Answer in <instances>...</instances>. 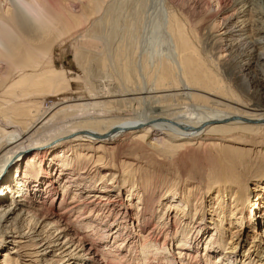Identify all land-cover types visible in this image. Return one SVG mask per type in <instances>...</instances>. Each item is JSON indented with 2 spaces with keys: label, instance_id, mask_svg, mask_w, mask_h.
<instances>
[{
  "label": "rangeland",
  "instance_id": "1",
  "mask_svg": "<svg viewBox=\"0 0 264 264\" xmlns=\"http://www.w3.org/2000/svg\"><path fill=\"white\" fill-rule=\"evenodd\" d=\"M92 1H101L98 2L101 10L92 17L89 16L86 23L78 22L72 25L74 28L64 38L65 40L63 42L57 41L51 49L52 64L55 68L64 70L67 86L62 90L63 93L58 96L51 93L43 96L42 106L45 109L52 106V104H61L66 100H70V102L81 100L84 103L98 101L100 104L89 107L85 113L86 115L79 112V116L134 117L144 123L161 118L160 120L190 125L191 121L189 119L191 117L196 119L195 121L203 120L210 116V112L211 115L215 112H226L231 108L229 106L239 108L246 106L255 111H260L264 107V70L259 69L255 62L257 48L254 52L248 54L246 48L248 45H245L249 44L248 38H244L243 35L238 37V34L237 36L235 34L230 38L219 37L218 26L214 22L216 9H214L213 0ZM255 4V6L251 5V7L253 6V18H256L254 15L258 11L262 12L264 18V0L256 1ZM240 5V2L234 3L232 0H225L222 4V7L224 6L222 11L239 8ZM80 7V2L76 1L74 7L76 13L80 11ZM85 12L90 14L91 8L86 7ZM225 15H227V12L216 20ZM259 16L261 15L259 14ZM25 18L22 19L25 20ZM172 20L176 21L175 24L181 27L184 37L187 38L190 46L197 51V55L201 60L202 71L206 70L222 80V90L225 94L212 93L210 95L211 92L208 94L204 88L190 85L182 80L181 68L178 62L181 57L179 54L181 49L180 51L177 49L178 32H171L168 29L167 21ZM250 27L252 26L245 29L248 30ZM244 31L241 30V33ZM245 32L253 33L249 30ZM253 36L257 37V35ZM175 43L177 44L175 45ZM226 44L230 46V50L227 55H222L221 51L226 48ZM78 46H82V61H84L85 71L75 60L74 50ZM261 63H264V60ZM3 66L4 63H0V72L3 71ZM163 66L172 73L177 82H174L173 79V82L165 87L155 86L153 81L156 76L155 73ZM150 73L152 74L149 78L148 74ZM73 76L79 78H72ZM17 93L20 94V91L17 90ZM195 93L206 95L212 101L195 100L192 98ZM45 109L44 111L42 109L45 112L43 116L49 112ZM70 119L64 118L53 123H66ZM32 127H27L26 132L32 133ZM11 129L9 128V130ZM37 135L38 137L45 136L47 138L49 133L42 130ZM61 143L67 145L65 141ZM83 143H86L84 147L82 145L83 149L80 147L62 149L58 151V154H56L57 152L48 151L47 154L50 155L45 156V158L39 154V151L34 155L29 153L23 163L11 165L6 173L16 170L20 178H27V181H24L22 185H29L32 190V192L28 191L27 198L35 204L39 199L41 201L44 199L42 208L47 210L52 203L56 204L59 201L60 196L54 198L55 194L61 195L62 192H65L57 181L62 182L61 184H70L75 181L80 185L77 184L79 186L76 187L73 185V189L84 192L85 187L87 189L92 188V185L101 181V179H98L99 171L102 170L104 173L107 170L115 171L117 175L115 185L119 189L115 186L110 187V190L105 194L115 201L110 205L103 204V202L99 205L96 202L93 203V206L91 205L98 209L100 217L106 220L105 223H111L113 226L118 224L122 228L120 232L123 237L127 235L124 234L125 229H127L126 233L130 234L129 236L134 237L138 229H133L131 222L126 224V217H124L126 212H131L134 214V224L141 226L146 222L150 224L148 225L150 229L144 227L141 230L142 233L150 231L153 238H160L158 241L160 243L164 238L163 232H166L168 226L171 236L168 243L166 242L161 247L169 248L171 254L177 258L175 264H223V260L217 258L220 249L216 247L222 240L225 244L231 232H237L238 227L234 223V218H230L229 206V209H227V206L220 205V207H224V216H222V213L218 216L220 208L217 209L214 216L210 215L209 209L215 208L217 204L214 200L215 191L224 182L214 180L217 178V174H220V171L225 170L226 166H230L236 172L240 186L246 184L242 188L238 185H236L237 188H234L240 196L241 212L246 220L250 210L253 209L250 206L255 199V192L253 191L257 189L254 187L255 183L264 178L263 127L257 131L236 128L229 132H207L198 139L190 140H177L172 138L170 134L159 131H150L143 137L128 132L114 142L104 144L102 147H100V143L92 146L87 144L86 141ZM81 154L85 156L82 157ZM18 155H20V152ZM51 156L52 158H50ZM61 167H65L66 170L59 174ZM57 174L62 179L58 178ZM32 175H37L38 178L29 179ZM45 180L54 183L55 193H53V188H50L49 184H45ZM130 184L137 186V189L133 191L135 193L137 191L142 193L141 190L145 191L142 203H136L138 201L134 198L136 195H133V197L129 195V193H132L129 191ZM43 187H45L47 193H45L46 190ZM42 190H45V192H42ZM224 191L223 193L220 191V196L226 203L232 193L226 194L228 192ZM173 193L191 200L184 212L179 211V209L169 210L168 205L173 204L174 199L177 198L170 199V195ZM261 193L263 192L261 191ZM11 194L13 196L15 193ZM71 196V193L67 195V197H70L69 199H71ZM130 197L134 199L129 200ZM15 198L9 197L10 200ZM146 198L150 201H147ZM225 203L224 205H226ZM259 203V206H254L253 211L257 220L254 222L252 220L245 228L249 240L255 237L252 243L254 246L249 247V253H251L250 256L248 255L249 260L245 258L246 264H255V252L260 253L257 251L260 249L261 244L258 240L261 235L258 232L261 229L260 215L264 212V207L261 206L263 205L262 202ZM62 209V207L55 208V211L59 212ZM135 214H138L137 219H135ZM202 214H204L205 220L199 222ZM68 218L73 228H76V222L79 218L75 219V213H72ZM90 219L93 220V218ZM228 220L233 221L230 227ZM195 222L196 224L204 223L206 225L205 230L203 229L199 234L198 231L196 232L199 236L203 235L204 238L201 240L202 242H191L192 244L188 246L192 259L187 258L184 252L183 259H179L180 250L177 247V238L185 234L191 236L192 225ZM213 222L223 225V235L221 237L213 235V241L216 244L213 246V253L207 256L203 253L204 242L210 239L211 234L215 233L216 227ZM95 223L93 221L92 225H95ZM125 226L127 227L125 228ZM80 227L82 231L89 233L91 238L96 236L95 229L92 230V227ZM175 232H177L176 235L173 234ZM102 234L106 235L107 231L104 229L99 234L97 232L96 237L100 238ZM135 237L136 252H138L141 239L138 236ZM6 240L7 242L0 243V247H2L0 248V254L7 250L6 245L9 243V239ZM113 241L108 242L107 237V240L98 249H120V246H122L121 241H116V239ZM247 242L249 244V241ZM10 246L13 245L9 243ZM87 246H89V243ZM126 247L118 252L124 254L127 251ZM163 255L165 256V254ZM169 257H171L170 253ZM15 258L17 257L15 256ZM27 258L22 256L18 261L24 263L27 260L28 262ZM1 259L2 256L0 255ZM157 259L161 260V258ZM138 260H140L139 257ZM239 260L238 258L235 264H240ZM96 261L94 260L93 263H96ZM79 262L76 261L75 264H79ZM130 264H135V262L133 261Z\"/></svg>",
  "mask_w": 264,
  "mask_h": 264
},
{
  "label": "bare ground",
  "instance_id": "2",
  "mask_svg": "<svg viewBox=\"0 0 264 264\" xmlns=\"http://www.w3.org/2000/svg\"><path fill=\"white\" fill-rule=\"evenodd\" d=\"M76 1H79L81 6L79 14L76 13V8H74ZM224 1L213 0L214 9H216L214 22L218 26L219 37L230 38L238 34V37L243 35L244 38H248L249 44H245L246 46L248 45L246 47L247 53L251 54L257 48L255 62L259 69L264 70V63H261L264 60V18L262 17V12L258 11L254 15L256 16L254 19L253 6L251 7L259 0H232L234 3L240 2V7L222 11L224 9V6L222 7ZM98 2H93L92 0H0V63H4L3 71L0 72L2 97L0 100V243L7 242L6 239L8 238L9 243L13 245L12 247H9V243L6 245L7 250L0 254L2 256L0 264H75L76 261H80L79 264H130L133 261L135 264H175V260H177L171 254L169 248L161 247L166 242L168 243V239L171 236L168 226L166 232H163L164 238L162 243H160L158 242L160 238H153L150 231L142 233L141 230L144 227H149L148 225L150 224L148 222L142 226L134 224V214L126 212L124 216L126 217V224L131 222L133 229H138L135 236L141 239L140 248L136 252L137 246L136 241H134L136 237L129 236L130 234L126 233L127 229L124 232L127 235L123 237L120 232L122 228L118 224L113 226L111 223H105L106 220L100 217L98 209L92 207L95 202L97 205L102 202L110 205L115 201L105 195L110 190V187L115 186L119 189L115 185L117 176L115 171L107 170L106 173L102 170L99 171L98 179H101V181L92 185V188L87 189L85 187L84 192L73 189V185L75 187L80 185L75 181L70 184H61L62 182L57 181L65 192H62L61 195L55 194L54 198H59L60 196V199H58L59 201L57 200L56 204L52 203L47 210L42 208L44 199L42 201L39 199L37 204L29 201V198H27L28 191L32 192V190L29 185L25 184L22 186L23 182L27 181V178H20L16 170L6 173L11 165L23 163L29 153L34 155L39 151V154L45 158V156L50 155L47 154L48 151L57 152L56 154H58V151L62 149L79 147L83 149L86 144L83 143L85 141L91 146L100 143V147H102L104 144L107 145L114 142L128 132L134 135L139 134V137H143L150 131H159L170 134L172 138L177 140H190L198 139L207 132H229L236 128L249 131H257L262 127L264 129V107L260 111H255L246 106L242 108L229 106L231 110L227 108L229 110L226 112H215L213 115L210 112V116L204 117L205 119L203 120L195 121L196 119L187 117L191 121L190 125L187 124L188 126L179 122L160 120L161 118L152 119L151 122L144 123L134 117L85 116V118L83 116V118L79 116V112L86 115L85 113L89 107L100 104L98 101L84 103L81 100L79 102L77 100L72 102L66 100L63 101L65 103L52 104V106L45 109L42 106L43 96L50 93L58 96L63 93L62 90L67 86L64 70L57 69L52 64L51 49L57 41L63 42L65 40L64 38L74 28L72 25L78 22L86 23L89 16L92 17L101 10ZM86 7L91 8L90 14L85 12ZM225 12H227V15L216 20ZM24 17H26L25 20L22 19ZM167 22L169 31L178 32V44L175 43V45L177 44L178 51L181 49L179 52L181 57L178 62L181 68L182 80L190 85L204 88L208 94L211 92L210 95L212 93L225 94L222 90V80L206 70L202 71L201 60L197 55V51L190 46L187 38L183 35L181 27L175 24L176 21ZM248 26H252L248 30L253 31V33L245 32L248 31L246 30ZM241 30L245 31L241 33ZM253 35H257V37ZM82 46L74 47V56L78 65L85 71L84 61H82ZM229 48L230 46L227 45L226 48L222 49L221 54L227 55ZM183 56L186 57L183 58ZM151 74H148L149 78ZM155 74L156 76L153 80L155 86L165 87L170 82H173L174 77L172 73L166 70L165 66L161 67ZM72 78L79 77L73 76ZM175 81L177 82L174 79ZM17 90L20 91V94L17 93ZM192 98L199 101H212L210 97L198 93L193 94ZM42 109L49 112L43 116L45 112ZM64 118L71 119L66 123H53L59 122ZM33 125L34 127H32ZM27 127H32V133L26 132ZM9 128L12 129L9 130ZM42 130L48 131L49 136L47 138L45 136L38 137L37 134L40 131L42 132ZM63 141L67 142V145L61 143ZM48 146L50 147L47 148ZM19 152L20 155H18ZM80 156L83 157L85 155L81 154ZM63 170H66V168L61 167L58 173L60 174ZM35 177L38 178L37 175H32L29 179H35ZM57 177L62 179L58 174ZM216 177L214 181L224 182L215 191L214 200L217 204L215 208L209 209L210 215L214 216L217 209L220 208L218 216L221 213L224 216V207L227 206V209L230 208V218H234V223L238 227L237 232H231L225 244H223V240L218 243L216 248L220 250L217 253V258L223 260V264H235L238 258L240 259V264H246L245 258L249 260L248 255L250 256L251 254L249 253V247L254 246L252 243L255 237L249 240L245 228L252 220L253 222L257 220L253 214L254 206H259V202L264 205V178L259 179L255 183L254 187L257 188L253 190L255 199L250 206L253 209L250 210L248 218L245 220L241 212L240 196L234 189L237 188L236 185L242 188L245 183L240 186L236 172L230 166H226L225 170L220 171V174L218 173ZM51 181L53 182L52 179ZM45 184H49L50 188H53V193H55L54 183L45 180ZM20 186L22 187L19 188ZM135 189H137V186L130 184L129 191L132 193H129V195L132 197L136 195L134 196L138 200L136 203H142L145 191L141 190L142 193H139V191L135 193L133 192ZM45 190H42V192H45ZM220 191L222 193L223 191L228 192L226 194L232 193L228 202H224L222 196H220ZM11 193L15 194L12 196ZM45 193H47V190ZM70 193L72 194L71 199L67 197ZM170 196V199L177 198L176 200L174 199L173 204L170 203L168 205L169 210L179 209V211L184 212L185 208H188L191 201L189 198L181 195L177 196L176 193ZM9 197H16V200H10ZM131 199L130 197L129 200ZM147 201H150V199H147ZM221 204L224 207H220ZM263 205H261L262 208L264 207ZM61 207L63 208L61 211H55V208L59 209ZM72 213H75V219L79 218L76 222V228H73L68 218ZM90 218H93V220ZM137 218L138 214H135V219ZM260 218L261 229L258 233H260L262 240L258 238L261 244L260 249L257 251L260 253L255 252V264H264V212L261 213ZM203 220H205L204 214L200 216L199 222ZM93 221L94 223L96 222L95 225H92ZM213 223L216 227V230L214 229L215 233L211 234L210 239L204 242L203 253L207 256L214 251L213 246L216 244L213 241L214 236L221 237L223 235V225L217 222ZM232 223V220H228L229 227ZM80 226L92 227V230L95 229L96 236L97 232L99 234L104 229L107 234H102L100 238L96 236L91 238L90 234L82 231ZM192 228L191 236L185 234L177 238V247L180 250L179 259H183L185 255L187 258L192 259L188 246L192 244L191 242H199L204 238L203 235H198L203 229H206L204 223L196 224L195 222ZM92 230L89 231L91 232ZM197 231L198 234L196 233ZM254 232L257 233L256 230ZM176 233L173 234L176 235ZM107 237L108 242L115 239L116 241L120 240L122 243L120 249H98L107 240ZM247 241H249V244ZM88 243L89 246H87ZM247 245L249 246L246 247ZM125 246H127V251L124 254L119 253L118 251ZM183 252L185 255H183ZM169 253L171 257H169ZM22 256L28 257V262L25 260L26 262L20 263L18 259L22 258ZM138 257L140 260L137 261ZM157 258H161V260ZM94 260H97L96 263H93Z\"/></svg>",
  "mask_w": 264,
  "mask_h": 264
}]
</instances>
